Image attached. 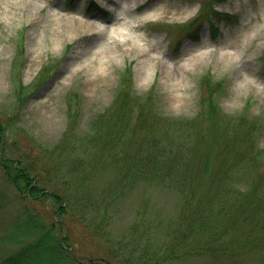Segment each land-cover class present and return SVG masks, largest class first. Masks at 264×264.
I'll list each match as a JSON object with an SVG mask.
<instances>
[{"label": "rangeland", "instance_id": "1", "mask_svg": "<svg viewBox=\"0 0 264 264\" xmlns=\"http://www.w3.org/2000/svg\"><path fill=\"white\" fill-rule=\"evenodd\" d=\"M90 23L100 26L90 29ZM126 68L130 98L150 96L151 131L140 123L130 146L145 139L176 152L183 160L178 175L189 186L181 194L140 180L116 206L113 235L124 234L143 213L158 224L155 242L162 243L193 186L220 230L245 224L246 232L264 220V209L250 213L245 205L254 197L264 199V0H0V111L14 116L7 142L23 157L38 158L62 137L72 145L89 141L95 116L113 102ZM19 83L23 90L17 97ZM137 108L129 107V124ZM240 116L250 131L237 124ZM130 138L127 129L117 137L119 151ZM88 158L86 153L83 160ZM209 158L215 178L201 187L202 179L208 181L203 159ZM222 161L225 170L216 169ZM113 180L110 170L98 169L89 187L99 190ZM19 202L0 173V238L15 224ZM238 229L213 239L192 233L181 255L162 264H264V238L227 258L208 251L229 246V236L244 232ZM71 244L87 258L103 251L84 226L72 229ZM13 247L0 239V259Z\"/></svg>", "mask_w": 264, "mask_h": 264}, {"label": "trees", "instance_id": "2", "mask_svg": "<svg viewBox=\"0 0 264 264\" xmlns=\"http://www.w3.org/2000/svg\"><path fill=\"white\" fill-rule=\"evenodd\" d=\"M124 71V84L113 102L95 116L91 131L86 136L90 140L84 139L76 145L73 139V146L66 143L67 137H62L52 148L43 149L38 158H29L30 155L23 157V152L7 142V131L14 116L0 111V173L12 185L21 205L12 218L15 224L10 222L8 230L1 235L4 245L15 248L5 252L0 264H162L181 255L180 250L192 233H205L211 239L223 238L222 234L238 227L239 231L244 232L229 236V246L208 249L227 258L250 241L264 238V220L246 232L245 224L220 230L211 206L209 209L212 211H209L202 195L195 196V186L184 194L179 221L167 224L162 243L155 242L158 224L143 213L130 222L124 234L113 235L111 226L115 220L116 206L123 194L140 180L157 181L178 189L181 194L189 186L188 181L178 175L183 160L176 152L158 147L157 142L147 143L145 139L139 146H134L136 148L130 146L140 123L141 127L151 131L150 124L146 123L150 96H146L144 101L139 97L138 102L131 99L133 93L128 88L130 71L128 68ZM205 80L211 82L206 77ZM22 90L19 83L17 97ZM136 104L135 121L129 124L133 113L129 107ZM209 107L212 114L211 105ZM6 116L8 118L2 120ZM240 118L242 120L237 124L242 123L243 130L250 131L251 124L246 117ZM103 121H106V126L102 125ZM125 124L128 125L124 127ZM126 129L131 138L123 142L127 146L119 151L117 137L124 135ZM246 131L244 134L249 137ZM231 143L238 145L233 140ZM86 153H89V158L84 161ZM51 154L55 156L51 157ZM210 164V158L203 159L202 173L208 181L204 182L201 178V187L210 185V180L215 178L210 172ZM224 164L222 161V165L216 169L225 170ZM98 169L110 170L114 180L95 190L89 187V182L92 173ZM196 189L200 190L199 183ZM245 205L250 213L263 211L264 199L254 197ZM75 226H84L90 236L100 241L103 250L100 257L87 258L76 252L71 244Z\"/></svg>", "mask_w": 264, "mask_h": 264}, {"label": "bare ground", "instance_id": "3", "mask_svg": "<svg viewBox=\"0 0 264 264\" xmlns=\"http://www.w3.org/2000/svg\"><path fill=\"white\" fill-rule=\"evenodd\" d=\"M164 12H166V10H164ZM99 26H100V24H95V23L88 24V27L90 29L98 28ZM109 31L116 33L117 32V29H112V30H109Z\"/></svg>", "mask_w": 264, "mask_h": 264}]
</instances>
